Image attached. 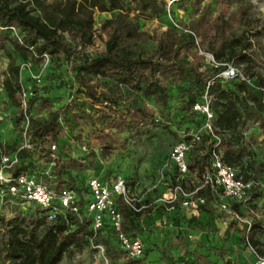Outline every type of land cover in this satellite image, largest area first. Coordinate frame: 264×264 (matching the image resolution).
Segmentation results:
<instances>
[{
    "label": "rangeland",
    "instance_id": "obj_1",
    "mask_svg": "<svg viewBox=\"0 0 264 264\" xmlns=\"http://www.w3.org/2000/svg\"><path fill=\"white\" fill-rule=\"evenodd\" d=\"M17 1L12 0L13 3ZM123 1L129 17L136 20L141 30L148 34L166 29L181 33L198 18L197 14L191 12L188 4L180 6L178 0H154L156 6L150 3V8L145 12L138 10V0ZM201 6L208 7L207 18H214L223 12L224 21L227 23V38L237 37L248 41L249 46L243 52L244 57L235 59L228 65L247 75L254 86L261 85L264 82V0H203ZM112 13L115 14L116 11ZM111 15V12L95 11L92 26L96 31L92 44L86 48H77L78 52L70 59L57 63L51 62L49 56H36L20 61L9 44L15 33L0 30V81L11 61L7 55L11 53L14 65L20 67L19 83L22 91L19 107L8 108L5 107L0 85V157L16 155L20 167L35 171L38 176L43 157L39 152L46 151L48 139L38 140L35 150L34 147L27 150L21 147L24 144L23 131L26 123L28 129L30 127L29 119L47 117L48 110L37 109L42 100H47L50 110L58 112L56 120L62 135L58 141L60 146H64L61 153L63 162L68 166L72 162L81 165L76 169H64L63 176L72 181V189H81L90 175L108 181L114 174L121 173L132 184L130 190L145 204H149L151 211L154 210H149L150 215H144L140 219L143 226L149 228L148 234L140 232V227L134 232V235L141 238L146 237L149 246L160 239L163 232L183 236L185 239L187 235H191L195 242L189 243L195 244L192 249L201 255L199 264H256L257 256L264 257V97L259 105L242 103L237 129L218 131L216 135L220 142L229 140L234 143L235 149L240 152V166L235 167L241 176L252 182L248 202L237 208L240 220L226 219L216 208L207 206L208 212L202 209L197 214H192L190 210H181L186 219H193L190 223H176L171 217V227L168 230L158 227L160 216L164 213L162 196L174 182L168 163L170 150L184 131L192 132L196 126L189 122L190 118L180 109L189 79L167 84V99L162 106L155 105L150 99H143L137 92L128 95L124 91H117L115 82L93 81L97 92L108 91L115 101V105H111L110 110L105 112L116 113L118 127L108 128L110 120L102 114L105 113L104 110L98 111L99 106L95 100L87 97L85 90L79 86L74 67L82 60L92 59L103 52L105 36L98 29ZM203 41L205 38L198 39L196 44ZM154 45L152 42L147 43L145 49L150 51ZM221 67L212 66L205 59L199 71L210 77H217L226 66L223 70ZM195 98L201 99L198 96ZM31 99H34V103L28 109V101ZM137 111H143V115L137 114ZM155 115L162 118L161 124L151 123L150 118ZM133 117L143 121L138 129L134 127ZM178 120L183 121L182 127L174 133L172 129ZM214 141V137L205 136L199 154L210 153ZM105 145L109 148L105 149ZM217 150L221 157L224 148ZM173 211L167 212L168 215L173 216ZM37 217L32 205H20L14 201L0 202V264H15L4 259L12 221L16 219V223L28 232ZM69 230L72 231V227ZM218 231H223L220 236H217ZM245 235L255 239L258 245L247 247ZM101 244L102 253L94 251V244L90 241L80 248L70 247L58 264L123 263L125 258L114 238ZM185 255L181 249L166 252L151 249L147 253L146 264H197L196 255L187 257L182 262Z\"/></svg>",
    "mask_w": 264,
    "mask_h": 264
},
{
    "label": "trees",
    "instance_id": "obj_2",
    "mask_svg": "<svg viewBox=\"0 0 264 264\" xmlns=\"http://www.w3.org/2000/svg\"><path fill=\"white\" fill-rule=\"evenodd\" d=\"M202 1L178 0L180 6L188 4L191 12L198 15L197 20L187 27V32L178 33L175 30L166 29L162 32L153 31L152 34H148L141 30L136 20L129 17L123 0H18L15 3L12 0H0V30L8 32L14 30L15 35L19 37L20 41L14 36L9 44L13 54L20 61L23 62L36 56L41 57L44 54L49 56L51 62L57 63L70 59L78 52L77 48H86L92 44L96 31L92 26V16L95 11L111 12V17L105 19L98 29L105 36L103 52L92 59L82 60L74 67L79 86L85 90L87 97L95 100L98 106L102 101L108 102L107 107H99L98 111L110 110L111 105H115V101L108 91H96L92 84L95 80L115 82L117 91H124L128 95L137 92L142 95L143 99H150L155 105L162 106L167 99L166 85L188 78L189 85L180 103V109L190 118L189 122L197 126L202 119L199 115L190 113V108L199 101L195 97H201L207 83L213 79L208 85L207 93L213 99L211 109L215 114V127L219 132L235 131L241 118L240 105L247 102L259 105L264 96L255 88H250L242 82H223L199 71L205 58L198 55V50L209 54L217 65L222 66L223 70L224 66L233 60L242 59L243 52L249 46L247 40L242 41L237 37L227 38L225 35L227 23L224 21L223 12L221 11L214 18H207L208 7H202ZM150 3L156 6L154 0L136 2L141 12L148 10ZM113 11L116 13H112ZM201 38H205V41L197 45L196 40ZM150 42L155 45L148 51L145 46ZM10 54L8 53L7 56L11 61L2 74L3 79L0 85L5 107L18 108V96L21 94L20 67L14 65ZM257 86H264V82ZM33 103L34 99L29 100L27 108L29 109ZM37 109L48 110V115L45 119L30 118L29 134L33 139H48L49 142L56 143L62 151L64 146H60L58 141L62 136L56 120L58 112L50 110L47 100H42ZM140 113L143 115V111H137V114ZM102 114L110 120L108 128L118 127L116 113ZM133 118L134 127L138 129L143 121H139L137 117ZM159 118L160 120L155 122L152 116L150 121L152 124H161L163 120ZM182 122L178 120V123H175L172 129L174 133L181 129ZM204 140L205 135L199 146L188 155L190 166L199 170H202L209 160L208 154H199ZM104 148L109 147L105 145ZM217 148H224L221 155L224 164L235 169V166H240V152L235 149L233 142L229 140L220 142ZM80 166L77 162H72L70 166L64 162L58 163L53 171V182L56 188L61 186L72 188L73 185L70 184L72 181L63 176L64 169H76ZM20 168L26 169L23 166ZM241 177L244 181H248L245 177ZM127 184L132 186L128 181ZM75 190L78 193H87L85 183L81 189L76 187ZM207 206L199 210L205 209L208 212ZM231 206L237 210L236 205ZM118 209L122 216L123 231L134 233L142 213H132L120 202H118ZM149 210L146 211L150 212ZM173 210V216L163 213L168 220L172 217L176 223L193 221L192 218H185L177 204ZM36 212L38 215V211ZM64 215V218L58 216L50 224L45 223L43 217L38 215L28 232L21 228L14 219L8 231L4 259L15 264H58L70 247L80 248L91 239L95 243H105L113 238L108 228L93 234L88 225L77 223L68 213ZM69 227H72V231ZM247 242L251 247L258 245L252 237H248ZM189 245L185 237L165 233L156 242L151 243L144 258L125 259L122 264H146L147 253L151 249L162 252L181 249L182 252H186ZM192 255H196L197 264H199L201 255L195 251L190 254L186 253L182 262Z\"/></svg>",
    "mask_w": 264,
    "mask_h": 264
},
{
    "label": "built area",
    "instance_id": "obj_3",
    "mask_svg": "<svg viewBox=\"0 0 264 264\" xmlns=\"http://www.w3.org/2000/svg\"><path fill=\"white\" fill-rule=\"evenodd\" d=\"M181 32H187V30ZM15 37L20 41L19 37L16 35ZM198 55L204 56L210 65L217 66L209 54L198 50ZM42 56L46 58V55ZM225 66V69L214 78L223 82H242L255 88L264 96V86L255 87L252 80L239 69L231 65ZM212 80L207 83L201 99L190 108V113L201 117V123L195 126L192 132L184 131L170 150L168 163L173 172L174 182L169 186L167 193L162 196V206L165 213L172 211L177 204L180 210H190L192 214H197L201 207L209 204L208 206L216 208L226 219L239 221L238 212L231 205L234 204L238 208L248 202L252 182L244 181L237 169L224 164L217 154V146L220 141L216 138L218 129L215 127V114L211 109L213 99L207 93L208 85L212 83ZM107 106V101H102L99 104L101 108ZM159 120L160 118L155 115L154 121L158 122ZM203 135L212 136L215 141L212 150L208 153L209 164L199 170L190 166L188 155L199 146ZM23 142L21 149L27 150L34 147L35 150L37 148L38 140L33 139L29 134L28 123L24 127ZM38 148L40 149V147ZM61 153L62 151L56 143L47 141L46 151L39 152V155H43L39 168L40 173L38 172L39 177L35 175V171L22 170L16 155L0 157V202L14 201L20 205H32L33 211H38L39 217H43L47 224L54 222L58 216L64 218V214L68 213L74 217L77 223L88 225L93 234L108 228L125 259L144 258L147 249L150 248L149 241L146 237L141 238L134 233L123 231L118 202L132 213H142L138 219L137 228L140 227V232L145 234H148L149 228L146 229L140 219L144 215H150L154 210L146 211L151 209L150 205L145 204L137 194L130 190V186L121 173L114 174L108 181L90 175L85 181L86 194H79L68 186L56 188L53 182V171L58 163L63 162ZM159 222L158 227L162 229L168 230L171 227V222L165 214L160 216ZM246 231L248 232L249 229ZM163 233L165 234V232ZM221 234L222 231L217 232V236ZM186 238L189 242H195V238L191 235H187ZM244 240L247 247L251 248L247 242L248 235H245ZM90 242L94 244V251L103 252L101 243H95L93 239ZM256 264H264V257L257 256Z\"/></svg>",
    "mask_w": 264,
    "mask_h": 264
},
{
    "label": "crops",
    "instance_id": "obj_4",
    "mask_svg": "<svg viewBox=\"0 0 264 264\" xmlns=\"http://www.w3.org/2000/svg\"><path fill=\"white\" fill-rule=\"evenodd\" d=\"M214 222H215V220H214ZM142 223H143V222H142ZM215 225H216V227L219 229L217 222H215ZM222 232H223V231H222ZM151 236H152V235H151ZM151 236H150V237H151ZM208 240H209V239H208ZM213 241H214V238H213ZM191 244H192V243H191ZM191 244H190V245L188 246V248L186 249V252H182V254H184V255H185L186 253L190 254L192 251H194V249H192V248H193V246H194L195 244H194V245H191ZM213 244H215V243H213ZM219 244H220V246H221V243H219ZM190 250H191V251H190Z\"/></svg>",
    "mask_w": 264,
    "mask_h": 264
}]
</instances>
